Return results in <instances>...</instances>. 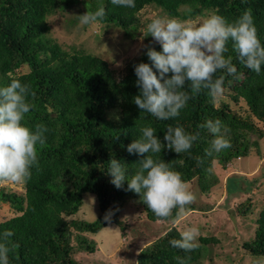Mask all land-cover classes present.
Masks as SVG:
<instances>
[{"label":"trees","instance_id":"obj_1","mask_svg":"<svg viewBox=\"0 0 264 264\" xmlns=\"http://www.w3.org/2000/svg\"><path fill=\"white\" fill-rule=\"evenodd\" d=\"M135 3V8H123L111 0H0V86H6L11 79L30 83L35 96L28 98L33 108L25 123L32 128L40 123L50 130L46 144L38 149L40 171L33 169L31 179L23 183L24 193L18 194L5 186L0 188V201L17 213L0 222V234L4 230L14 233L8 242L9 264H94L76 256L95 253L96 243L88 235L98 234L109 224L123 231L129 229V224L120 219V206L127 199L143 208L147 221L172 223L164 235L137 254L135 264H177L178 256H190L188 264H201L202 258L210 262L214 258V246L220 243L218 238L200 237L199 246L188 253L169 243L173 238L178 239L181 232L176 221L189 212L209 211L211 205L194 201L179 218L175 217V211L171 218H157L138 194L127 190V181L120 189L110 182L108 162L115 157L126 165L131 175L134 163L142 157L129 154L127 145L140 136L141 127L151 126L165 144L154 158L170 163L187 183L194 184L198 195L212 194L219 184L214 173L215 162L223 160L225 164L232 157L245 154L250 138L264 139V65L257 74L240 64L229 42L225 57L232 56L239 79L222 71L216 73V77L225 76L224 92L233 102L244 101L247 105V120L234 114L230 106L219 107L217 98L213 100L207 90L190 93L192 99L178 117L158 120L141 112L133 103V97L139 94L133 66L140 62L151 64L146 49L118 80L102 58L79 51L71 53L51 39L48 19L75 6L83 9L82 14L103 7L106 15L98 24L133 32L137 30L139 14L151 6L182 20L215 12L230 22L251 9L259 39L264 44V0H135ZM152 47L162 50L160 44ZM24 70L27 72L23 73ZM111 110L116 115L108 119ZM217 118L222 122V134L231 142L224 157L220 152L206 154L213 136L198 127L206 119ZM169 125L182 126L191 134L199 132L189 151L177 154L166 147L163 137ZM263 167L260 175L247 177L250 183L244 182L245 185L240 182L235 187L231 183L235 176L232 174L226 180L228 193L237 196L259 191ZM86 194H93L98 200L100 213L94 222L74 218ZM256 207L249 197L236 208L243 222L249 219L251 225L255 224L253 230L249 229L251 237L243 238L240 245L251 257L264 258V210L251 218ZM106 214L109 220H105Z\"/></svg>","mask_w":264,"mask_h":264},{"label":"clouds","instance_id":"obj_2","mask_svg":"<svg viewBox=\"0 0 264 264\" xmlns=\"http://www.w3.org/2000/svg\"><path fill=\"white\" fill-rule=\"evenodd\" d=\"M111 3L123 8L136 7L135 0H111ZM105 15L101 7L95 12L87 10L78 17L82 25H91L101 23ZM147 32L162 50L145 45L151 64L140 62L133 66L139 89L133 103L141 112L158 120L178 117L192 99L190 93L207 90L213 100L222 95L225 76L216 77L217 71L239 79L232 56L225 57L229 42L240 64L257 74L264 65V44L259 39L251 9L244 10L231 22L215 12L196 20L157 16L147 24ZM29 96H35L31 84L19 79L0 86V182L26 183L33 169L40 171L38 149L46 144L50 130L40 123L34 128L25 123L33 108ZM198 127L213 136L207 155L231 147L230 140L222 134V122L218 118L206 119ZM139 131L140 136L128 144L126 150L142 158L134 163L131 175L124 163L115 157L110 159V182L120 189L127 181V190L138 194L157 218H171L174 211L179 218L196 196L180 172L161 158H154V154L161 153L165 147L156 130L143 126ZM198 137L199 132L191 134L182 126L169 125L163 139L168 149L180 154L189 151ZM200 162L198 160V164ZM109 219L106 214L105 220ZM13 235L11 230L0 234V264H9L8 242ZM197 235V228L188 227L169 243L186 253L192 252L199 246ZM190 259V256L176 257L177 264H188Z\"/></svg>","mask_w":264,"mask_h":264},{"label":"rangeland","instance_id":"obj_3","mask_svg":"<svg viewBox=\"0 0 264 264\" xmlns=\"http://www.w3.org/2000/svg\"><path fill=\"white\" fill-rule=\"evenodd\" d=\"M83 9L75 6L67 12H58L49 17L51 25L49 37L62 45L71 53L84 52L98 56L105 60L115 77L120 80L127 71L130 63L135 61L146 49L144 46L152 47L157 43L151 35H148L147 24L151 19L169 17L159 8L147 7L139 14V22L136 31L127 32L120 27H105L100 24L82 25L79 22V15ZM197 17L189 20H196ZM131 33V34H129ZM23 73L27 70L22 71ZM219 107L230 106L234 114L242 119L249 118L247 105L244 101L233 102L227 92L217 97ZM116 115L115 110L108 112L107 118L111 119ZM252 120V119H251ZM253 121V120H252ZM257 126L262 125L253 121ZM256 142V145H254ZM245 154L236 155L224 164L218 160L214 165V173L219 179V184L213 188L214 192L208 196L198 195L193 183H188L190 190L195 194V201L199 204H208L212 209L206 212L193 211L186 213L176 221L177 227L183 231L188 227L198 229L197 239L218 238L219 244L214 246V258L202 261L201 264H262L264 258H255L246 254L241 247L243 238L251 237V228L255 227L245 219V222L238 217L237 206L249 197L256 203L257 207L251 218H255L259 212L264 210V178L260 177V190L255 193L244 192L237 196L228 193L226 180L232 174V182L235 187L238 183H246L249 178L261 174L260 168L264 165V139L250 138ZM222 150L220 155L224 157L228 152ZM225 166V167H223ZM264 169V167H263ZM249 182V181H248ZM250 183V182H249ZM232 184V187L234 185ZM12 189L18 194H23V182H3L1 187ZM231 186V185H230ZM99 206L96 196L93 194L84 195L83 205L75 219L94 222L99 216ZM17 213L6 203L0 201V222L16 216ZM120 219L129 224L127 231L121 230L115 224H109L98 234L88 235V238L96 243V252L92 255L80 253L76 258L85 257L87 261L94 264H135L137 254L144 249L151 241L164 235L171 227L170 222H149L143 208L136 202L127 199L120 206ZM250 227V228H249ZM250 229V230H249ZM198 243V242H197ZM139 248V250H137Z\"/></svg>","mask_w":264,"mask_h":264}]
</instances>
